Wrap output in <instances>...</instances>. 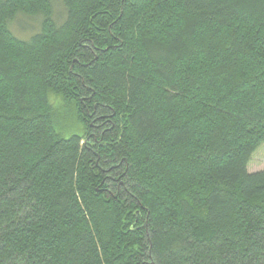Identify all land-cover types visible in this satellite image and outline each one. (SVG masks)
Segmentation results:
<instances>
[{"label":"trees","instance_id":"obj_1","mask_svg":"<svg viewBox=\"0 0 264 264\" xmlns=\"http://www.w3.org/2000/svg\"><path fill=\"white\" fill-rule=\"evenodd\" d=\"M61 2L0 0V264H264V0Z\"/></svg>","mask_w":264,"mask_h":264},{"label":"rangeland","instance_id":"obj_2","mask_svg":"<svg viewBox=\"0 0 264 264\" xmlns=\"http://www.w3.org/2000/svg\"><path fill=\"white\" fill-rule=\"evenodd\" d=\"M53 3H54L55 16L58 17L64 15L63 7L61 5L62 3L61 0H53ZM39 26H40V22L37 21V19H30V17L28 18L20 17L18 18L16 24H14L13 31L16 34H18V36L24 34L23 38L26 39V37L29 36L31 33L32 35L37 33L39 30ZM248 171L250 173L264 171V144L256 151V153L252 157V160L248 165Z\"/></svg>","mask_w":264,"mask_h":264}]
</instances>
